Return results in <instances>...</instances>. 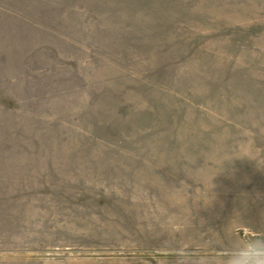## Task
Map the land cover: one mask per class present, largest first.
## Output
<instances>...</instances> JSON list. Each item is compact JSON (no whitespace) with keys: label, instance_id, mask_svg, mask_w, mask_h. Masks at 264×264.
<instances>
[{"label":"rangeland","instance_id":"374dc122","mask_svg":"<svg viewBox=\"0 0 264 264\" xmlns=\"http://www.w3.org/2000/svg\"><path fill=\"white\" fill-rule=\"evenodd\" d=\"M237 214L264 229V0H0V264H176Z\"/></svg>","mask_w":264,"mask_h":264},{"label":"clouds","instance_id":"9594fccd","mask_svg":"<svg viewBox=\"0 0 264 264\" xmlns=\"http://www.w3.org/2000/svg\"><path fill=\"white\" fill-rule=\"evenodd\" d=\"M211 181L212 179L205 190L207 202L201 207L213 203ZM233 221L239 230L226 227V242L220 232L209 229L212 238L207 244H190L185 247L181 243L174 253L176 264H264V229L256 230L246 226L239 214L234 215L231 222ZM211 249H215V253Z\"/></svg>","mask_w":264,"mask_h":264}]
</instances>
